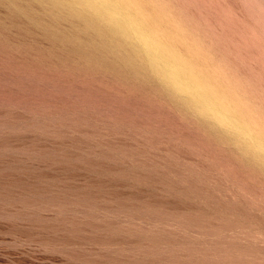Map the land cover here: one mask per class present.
Listing matches in <instances>:
<instances>
[{"label": "rangeland", "instance_id": "1", "mask_svg": "<svg viewBox=\"0 0 264 264\" xmlns=\"http://www.w3.org/2000/svg\"><path fill=\"white\" fill-rule=\"evenodd\" d=\"M153 2L264 137V0ZM48 7L0 0V264H264V160L89 64Z\"/></svg>", "mask_w": 264, "mask_h": 264}, {"label": "bare ground", "instance_id": "2", "mask_svg": "<svg viewBox=\"0 0 264 264\" xmlns=\"http://www.w3.org/2000/svg\"><path fill=\"white\" fill-rule=\"evenodd\" d=\"M39 1L50 6L47 11L53 21L58 18L70 21L68 32L53 36L72 45V50L86 57L89 64H102L112 71L151 83L186 113L203 116L204 119L198 120L202 126L215 129L224 144L236 146L246 163L261 167L264 137L252 131L251 122L241 112L236 113L230 95L220 90L219 84L212 80L216 78L209 76L212 74L199 67L191 54L193 51L184 44L181 31L175 24L174 27L165 24L166 14L160 13L153 0ZM149 4L153 7L149 8ZM87 42L91 46L89 50L84 47ZM180 46L186 48L182 50ZM151 76L157 77L159 83H152ZM213 121L222 127H215Z\"/></svg>", "mask_w": 264, "mask_h": 264}]
</instances>
